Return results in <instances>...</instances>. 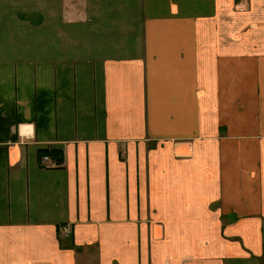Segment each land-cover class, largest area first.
Segmentation results:
<instances>
[{
  "label": "crops",
  "instance_id": "1",
  "mask_svg": "<svg viewBox=\"0 0 264 264\" xmlns=\"http://www.w3.org/2000/svg\"><path fill=\"white\" fill-rule=\"evenodd\" d=\"M0 264H264V0H0Z\"/></svg>",
  "mask_w": 264,
  "mask_h": 264
},
{
  "label": "trees",
  "instance_id": "2",
  "mask_svg": "<svg viewBox=\"0 0 264 264\" xmlns=\"http://www.w3.org/2000/svg\"><path fill=\"white\" fill-rule=\"evenodd\" d=\"M44 156L52 157L53 159L57 160L59 163L63 162V153L57 150H44L40 152V159Z\"/></svg>",
  "mask_w": 264,
  "mask_h": 264
},
{
  "label": "built area",
  "instance_id": "3",
  "mask_svg": "<svg viewBox=\"0 0 264 264\" xmlns=\"http://www.w3.org/2000/svg\"><path fill=\"white\" fill-rule=\"evenodd\" d=\"M49 160V156H44L43 158H42V162H47ZM46 164V163H45ZM64 229V231H65V236H69L70 234H71V230L69 229V228H67V227H64L63 228Z\"/></svg>",
  "mask_w": 264,
  "mask_h": 264
}]
</instances>
